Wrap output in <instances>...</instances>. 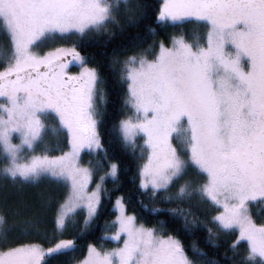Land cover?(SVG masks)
<instances>
[{
  "label": "snow or ice",
  "instance_id": "snow-or-ice-1",
  "mask_svg": "<svg viewBox=\"0 0 264 264\" xmlns=\"http://www.w3.org/2000/svg\"><path fill=\"white\" fill-rule=\"evenodd\" d=\"M146 8L129 0H0V264H67L75 242L62 237L75 218L83 214L86 229L103 214L105 179L119 184L121 170L106 151L84 167L81 152L102 148L106 80L77 43L56 42L111 38ZM154 19L157 27L198 26L206 36L160 39L150 27L151 42L111 58L131 112L120 121L121 141L134 151L137 137L144 141L140 195L180 225L177 233L203 227L213 248L230 237L228 264H264V217L252 212L264 205V0H163ZM50 123L65 131L68 152L44 147ZM45 185L59 194L36 193L30 219L11 227L28 207L23 190ZM115 206L105 230L118 246L90 244L80 264H220L195 242L190 255L165 221L138 223L123 196ZM49 213L53 238L40 241Z\"/></svg>",
  "mask_w": 264,
  "mask_h": 264
},
{
  "label": "trees",
  "instance_id": "trees-1",
  "mask_svg": "<svg viewBox=\"0 0 264 264\" xmlns=\"http://www.w3.org/2000/svg\"><path fill=\"white\" fill-rule=\"evenodd\" d=\"M129 2L133 5H147V8L143 14L137 15L134 22L125 23L122 20V26L113 29L114 35L111 38L106 35H101L89 37L84 43L71 40L59 41V44L68 46L77 43L78 51L81 52V55L89 59L90 66H98L105 77V102L101 104V115L99 117V134L102 144V149L99 152L106 151L108 153V159L112 163H116L121 170L119 184L114 185L110 178H106V191L103 196L104 210L100 219L85 229L83 226V214L77 216L73 225L68 228V231L62 237L64 239H73L75 242L76 250L66 257V262L67 264H77L80 262L85 257L88 245L90 244L100 247L104 243L107 247H115L117 244L115 241L111 242L104 238L106 234L113 235V232L111 230L106 231L105 229H111L112 221L116 219L117 215L115 211V200L117 197L123 196L128 202L129 213L136 215L141 223L150 227H157L158 221H165L168 233L178 235L190 255L191 245L195 242L207 253L208 259H216L220 261V264H228V261L232 259V253L228 250L224 242L229 240L230 237L221 236V246L213 248L206 243L207 232L203 227H199L191 233L182 231L177 233L175 230L180 225L173 223L170 216L152 211V202L148 198L141 196L138 190V181L135 180L138 171L137 166L144 161L140 160V145L134 151L121 141L119 124L125 118L128 110L126 104L128 89L119 78V69L110 67L111 58L114 54L119 55L131 50L134 43L141 41L151 42L148 35V29L150 27L160 33V39L164 38L166 32L169 34L182 32L188 40L193 36V27L190 25H168L167 27L161 25L157 27L154 15L157 13L158 8L162 6V0H129ZM198 31L196 35L199 38L201 37L200 41L202 42L206 29L199 27ZM65 148L66 146H63L61 150H65ZM23 192L22 199L28 204V207L21 210L23 213L20 217L21 223L15 225L10 224L11 227L22 228V222L30 219L36 193L52 192L54 195L59 194V190H53L46 185L40 188H26ZM141 201L147 207H142ZM156 207L168 208L172 207V205L159 203ZM192 211L200 215L195 207H193ZM45 227L46 234L40 237V241L51 240L53 238L51 213L48 214V224ZM41 231L44 232V228ZM14 235L16 237L23 235L25 239L30 238L26 233L22 234L21 232H16Z\"/></svg>",
  "mask_w": 264,
  "mask_h": 264
},
{
  "label": "rangeland",
  "instance_id": "rangeland-1",
  "mask_svg": "<svg viewBox=\"0 0 264 264\" xmlns=\"http://www.w3.org/2000/svg\"><path fill=\"white\" fill-rule=\"evenodd\" d=\"M162 4H163V0H162ZM190 26L193 27L192 28V30H193L192 38L194 36L198 37L196 35V32H199L198 31L199 27H194L193 25H190ZM205 36H206V32H205V34L203 36V41L201 43L204 42ZM192 38H190V40H188L189 43L192 42ZM56 43H57V46L71 47V46H68V45H61V44H59V41H57ZM3 45H4V41L2 39H0V48H2ZM72 67H73V70L76 69L75 65H73ZM127 99H128V97H127ZM104 102H105V98H103V100L100 101L101 104L104 103ZM127 106H128V104H127ZM130 115H131V112H130L129 106H128V110H127V113H126V116H125L124 119H126ZM48 127H49V129H51V131H46L45 132L44 147H46L48 149L49 153L54 154V155H60L63 152H68L70 150V144H69V140H68V137H67L65 131L62 128H60L58 125H56L55 123H50L48 125ZM98 130H99V124H98ZM139 145H140V149H142L144 147V141L142 139H140L139 137H137V146H139ZM63 146H66L65 150H61V148ZM101 149H99V150L93 149L91 151V154H85L87 152V150L81 152V163H82V166L89 167V161H91L93 163V165H94L95 161L99 157L98 156V152L101 151ZM37 154H39V153H37ZM25 155L27 156V153H25ZM105 182H106V179H105ZM90 187H91V185H90ZM115 211L117 212L116 206H115ZM252 212L254 213V219H259L261 217H264V205H259V204L254 205L252 207ZM129 214H132V213H129ZM137 221H138V223L143 224L138 219H137ZM145 226L146 227H150V226H147V225H145ZM111 236L112 235H110V234H108V235L106 234L104 238L109 240V241H111V242H113V240L109 239V237H111ZM116 243L117 244L115 245V247L118 246V242H116ZM94 246H96V245H94ZM96 247L97 248H104V249L114 248V247H107L104 243H103L102 246H100V247L96 246ZM86 256H87V253H86L85 257L82 260H80V262L83 261L86 258ZM80 262H78L77 264H80Z\"/></svg>",
  "mask_w": 264,
  "mask_h": 264
}]
</instances>
